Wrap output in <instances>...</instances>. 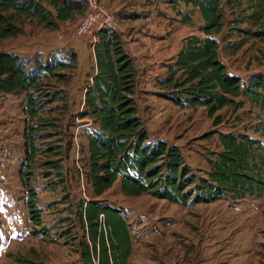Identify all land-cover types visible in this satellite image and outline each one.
<instances>
[{"label":"trees","instance_id":"obj_1","mask_svg":"<svg viewBox=\"0 0 264 264\" xmlns=\"http://www.w3.org/2000/svg\"><path fill=\"white\" fill-rule=\"evenodd\" d=\"M168 1L196 8L201 19L198 29L203 35L186 38L174 60L167 64L165 75L156 79L155 94L179 108L203 106L215 124L222 121L218 110L243 105V100L235 99L238 96L264 107V74L253 73L243 81L228 72L220 58L222 42L235 51L249 37L264 35V31L239 25L248 22L260 26L264 0ZM234 7L240 8L241 15L225 20V8L233 12ZM85 10L86 0H0V38L17 36L31 19L52 28L59 22L82 16ZM177 11L184 22H189L188 10ZM233 34L239 37L237 41L230 39ZM91 46L94 72L84 91L80 115L88 117L93 125L86 133V175L94 196L117 180L125 196L149 193L179 204L262 195L264 153L258 140L244 133L220 132L221 149L208 158L206 175L197 177L177 145L151 139L134 97L133 60L124 51L114 26L99 29ZM67 52L59 55L50 51L45 56L38 53L35 58V54L26 57L13 51L0 52V92H24L23 112L28 118L22 130L24 157L18 173L28 192L25 204L34 224H40L41 217L37 192L30 186L33 168L41 165L47 175L51 172L59 179L64 175L62 144L53 147L42 143L48 137L46 126L51 124V118L41 114L48 102L44 101L41 89L49 79L68 80L66 70L76 66L77 55L74 50ZM51 96L64 98L57 89ZM43 151L55 157L47 156L37 163V156ZM78 206V218L86 227L88 238L82 247L85 264H128L131 235L121 211L94 198L83 200Z\"/></svg>","mask_w":264,"mask_h":264},{"label":"rangeland","instance_id":"obj_2","mask_svg":"<svg viewBox=\"0 0 264 264\" xmlns=\"http://www.w3.org/2000/svg\"><path fill=\"white\" fill-rule=\"evenodd\" d=\"M103 5L113 15L112 9ZM182 6L167 5L174 15L175 9L181 10ZM232 10L225 8V20L241 15L240 8ZM113 18L115 22L114 15ZM80 19L81 16L52 28L31 19L24 24L21 35L13 39L33 47L42 44L40 41L55 45L73 42L78 55L76 66L66 70L67 81L49 79L41 89L44 101H48L41 114L51 118V124L46 126L48 137L42 143L53 147L62 144L65 152L61 179L51 172L47 175L41 165L32 170L30 186L37 192L40 224H34L29 216L25 204L28 192L18 173L24 154L21 136L16 132L22 130L24 121L14 120L16 112L9 108V100H0V264H85L82 247L88 238L86 227L78 218V204L89 198L116 207L124 215L131 235L128 264H264V192L259 197L248 195L238 200L179 204L149 193L125 196L117 180L99 196L92 194L86 175V133L93 125L88 117L80 115L93 59L89 45L82 40L91 38H57L60 27L71 29ZM261 21L260 26L248 22L239 25L264 31V16ZM198 22L194 19L196 30ZM230 39L237 41L239 37L233 34ZM7 43L0 40V48ZM67 49L49 47L45 55L50 51L66 55ZM220 58L228 72L243 81L253 73L264 74V35L249 37L235 51L222 42ZM151 77L138 83L136 75L134 97L143 124L152 140L177 145L197 177L206 175L208 158L221 149L220 132L247 134L258 140L264 153V107L238 96L235 99L243 100V105L218 110L222 121L215 124L203 106L179 108L155 94L157 87ZM55 89L62 91L64 98H51ZM151 97L153 101L149 100ZM14 98L18 103L22 96L15 94ZM47 156L55 157L43 151L38 154L37 163Z\"/></svg>","mask_w":264,"mask_h":264},{"label":"crops","instance_id":"obj_3","mask_svg":"<svg viewBox=\"0 0 264 264\" xmlns=\"http://www.w3.org/2000/svg\"><path fill=\"white\" fill-rule=\"evenodd\" d=\"M101 1L112 9L116 20L114 23V29L121 36L124 51L127 52L133 60L138 83L139 80L140 83H142L143 78L151 76L155 83L157 78L165 75L167 64L174 60L178 51L184 45L186 38L192 34L203 35L199 29L196 30V27H194L193 24L194 19L199 21L198 24L201 23L199 12L196 8H192L190 5L182 3L183 6L180 7L184 10H188L190 14V18L187 17L189 22H184L182 20V14L179 13L177 9H175V15L169 12L170 9L167 5L170 6L171 3H167L166 0ZM67 22L69 21L59 22L58 25ZM14 38L17 37L0 38L1 41L8 42V46L3 49L0 48V52L13 51L27 57L38 53L45 55L49 47H58L60 49L66 47L70 50H74L76 55H78L76 43L73 42H67V45H55L53 43L47 44L40 41L42 44L33 47L31 43L23 40H21V42H15L13 40ZM82 41H85L89 45L93 56L91 40L84 39ZM64 52H66V50ZM91 62V73L88 79L91 78V75L94 72V56ZM15 94H20L22 96V99L18 103L14 101ZM4 99L9 100V108L16 112L13 116L14 120H23L25 124L28 116L23 112L24 92H0V100ZM149 100L153 101L154 99L151 97ZM22 130L16 132L21 136V139ZM22 147L23 141L21 143V149Z\"/></svg>","mask_w":264,"mask_h":264},{"label":"built area","instance_id":"obj_4","mask_svg":"<svg viewBox=\"0 0 264 264\" xmlns=\"http://www.w3.org/2000/svg\"><path fill=\"white\" fill-rule=\"evenodd\" d=\"M114 18L109 9L101 0H86V10L78 24L71 29L60 27L57 38L60 40L76 41L83 38H91L95 41L96 32L103 27L114 26Z\"/></svg>","mask_w":264,"mask_h":264}]
</instances>
